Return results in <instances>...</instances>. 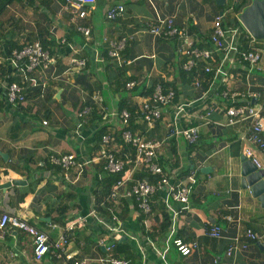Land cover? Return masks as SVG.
Masks as SVG:
<instances>
[{"label":"crops","instance_id":"obj_1","mask_svg":"<svg viewBox=\"0 0 264 264\" xmlns=\"http://www.w3.org/2000/svg\"><path fill=\"white\" fill-rule=\"evenodd\" d=\"M255 1L264 0H224L223 5L217 0H96L82 22L90 29L85 41L65 10V0H0V185L22 181L0 188V214L24 218L52 240L66 234V254L88 264H108L103 262L106 257L127 264H264V207L243 188L241 175L251 119L230 124L225 114L230 107L254 106L264 121V39L249 35L239 20ZM119 4L124 12L106 20L108 8ZM234 6L243 11L235 14ZM219 15L224 28L238 26L235 45L240 51L259 52L258 64L229 53L220 67L224 56L217 51L211 67L225 75L209 78L202 63L186 73L183 39L166 37L163 25L157 35L149 28L170 17L194 45L212 49L210 34ZM103 37L127 39L120 59L108 57ZM33 41L48 47L51 61L28 75L37 82H27L25 102L11 104L6 87L21 72L10 65V53ZM74 58L84 60L85 66H73ZM129 82L134 84L131 89L126 88ZM158 83L175 92L173 104L162 108L161 119L153 125L136 118L131 129L144 140L161 143L155 163L170 181L190 186V193L183 209L185 205L158 190L151 213L144 214L134 196H124L135 176L119 188L116 198L108 197L112 186L107 179L114 175L103 168L99 132L111 137L110 151L125 156L122 124L109 114L121 105L139 104L147 98L143 93ZM86 108L97 112L77 117ZM196 126L199 138L194 144L174 133V127L180 131ZM261 134L264 140V126ZM69 154L76 162L69 169L50 160ZM255 157L264 170V150L256 149ZM163 213L169 215L170 226L160 234ZM87 215L83 226L69 232L68 223ZM111 224L114 231L107 226ZM213 226L218 227L217 236L210 234ZM247 230L258 239L247 238ZM174 237L195 245L189 255L178 253ZM0 260L61 263L51 254L35 262L31 238L13 230L0 239Z\"/></svg>","mask_w":264,"mask_h":264},{"label":"built area","instance_id":"obj_2","mask_svg":"<svg viewBox=\"0 0 264 264\" xmlns=\"http://www.w3.org/2000/svg\"><path fill=\"white\" fill-rule=\"evenodd\" d=\"M96 0H65V10L69 14L70 20L74 23L76 30L81 33L86 40L90 38V29L81 23L82 20L87 18V8L95 4ZM124 12V6L114 5L111 6L105 13L107 20L112 21L116 19L121 13ZM163 25L166 28L165 36L174 37L178 36L183 39L184 49L182 55L184 61L182 69L186 72H191L198 67L200 63L204 64V73H213L218 75H225L219 67L212 69V61L214 54L217 51L223 52L224 58L219 64L221 67L222 62L229 55V53L236 54L242 61L249 63L250 65L258 64L260 60V54L255 49H249L246 51H240L235 45V36L237 35V28H224L222 26V15L216 17L212 31L210 34V43L212 49L201 48L194 45L193 41L188 37L187 33L183 30H178L172 24L170 17L164 18L158 25H149L150 31L155 35L159 34L160 26ZM230 35L229 42L226 41V36ZM250 35V34H249ZM253 40V39H252ZM127 43V39L122 37L119 40H108V56L110 58L120 59L121 52L124 50ZM51 58L48 52L43 49L39 41H33L32 43L24 46L20 51H13L9 57V63L12 67L21 72L23 77L21 80L14 81L8 84L6 87V98L11 104H21L25 102L24 91L27 87V82L31 81L36 83V79L29 77L28 75L36 71L38 68H45L50 63ZM21 64L23 65H20ZM73 66L84 67L85 61L80 59H72ZM197 83V81H196ZM134 84L129 82L126 84V88H133ZM227 95V94H225ZM175 99V93L173 90H163L160 84H157L154 88L152 95L149 98L143 99L137 104V111L140 116V120L148 126L162 116V108L173 104ZM91 108L83 109L77 113V117L83 118L89 114ZM226 116L230 124L235 122L238 118H250L252 124V130L246 137L249 145L243 149V155L250 159L258 166V161L255 157L256 149L264 150V140L262 138V129L264 121L259 115V111L254 106H238L230 107L226 110ZM109 116L117 118L121 124L122 129L120 131L121 140L130 145L133 149V155L127 153L123 157H117L114 152L108 149V145L111 143V137L109 135H103L101 138V149L99 152L100 159L104 161L103 168L111 174L121 173V177L112 186L109 198H116L119 192V188L124 186L127 179L130 180L133 177V173L137 170H149L154 176L159 178L154 182H149L144 179H134L131 181V186L125 191L124 196H134L138 202V207L144 214H149L152 211V197L158 190H164L167 196L175 202L185 205L183 209L187 208L189 199L190 186L181 184L180 182L174 183L163 176L162 169L155 163L156 151L160 148L159 141L144 140L141 136L135 134L129 129V120L131 114L127 110L118 112H111ZM43 125L46 121L42 122ZM173 130V129H172ZM171 130V133H172ZM174 133L182 135L184 140L188 143H196L199 138L198 127H190L176 131L174 127ZM51 162L55 165L62 167L63 169H69L74 167L75 155H64L61 158H51ZM127 169H126V168ZM129 172L128 178L125 177V173ZM90 215L95 216L94 212ZM88 216L78 217L74 221L68 223V230L72 232L73 229L83 226ZM110 231H114L113 225H107ZM9 230L18 231L19 233L29 236L33 243V259L35 262H40L47 254H51L57 260H61L60 264H88L85 260H76L71 255L66 254L67 235H61L56 240H51L45 233L38 230L33 224L26 219L11 215L8 213L0 214V239H4ZM171 236L173 230L171 228ZM210 234L213 236L218 235V227L213 226ZM246 237L251 240H257L258 235L251 230L246 231ZM172 244L182 256H187L191 253L195 247L192 243H185L182 239L174 237ZM108 264H127L125 261L116 260L111 257H106L103 261ZM0 264L1 260H0Z\"/></svg>","mask_w":264,"mask_h":264},{"label":"water","instance_id":"obj_3","mask_svg":"<svg viewBox=\"0 0 264 264\" xmlns=\"http://www.w3.org/2000/svg\"><path fill=\"white\" fill-rule=\"evenodd\" d=\"M217 3L223 5L224 0H217ZM239 20L254 38L264 39V1H255L248 6L240 15ZM241 163L243 188L250 189L253 196L258 198L262 207H264V170L244 155L241 157ZM21 182L19 180L6 182L0 185V188H7L12 184H20Z\"/></svg>","mask_w":264,"mask_h":264},{"label":"trees","instance_id":"obj_4","mask_svg":"<svg viewBox=\"0 0 264 264\" xmlns=\"http://www.w3.org/2000/svg\"><path fill=\"white\" fill-rule=\"evenodd\" d=\"M237 1H239V0H237ZM242 3H246V0H242ZM114 6V5H113ZM110 8V7H109ZM108 8V9H109ZM233 11H234V13L235 14H238V13H241L243 10H242V8H241V6H234L233 7ZM107 12V11H106ZM105 17V16H104ZM105 19H106V17H105ZM86 20V19H85ZM107 20V19H106ZM109 21V20H108ZM83 22V20L81 21V23ZM238 23V22H237ZM236 23V24H237ZM236 27H238L237 25H236ZM90 39V38H89ZM85 41H87L86 39H85ZM84 41V42H85ZM32 43V42H31ZM41 43V42H40ZM103 43H105L106 45H108V38H106V37H103ZM28 44H30V43H28ZM28 44H26V45H28ZM26 45H23L22 47H19V48H17V49H14L13 51H20L21 49H23L24 48V46H26ZM41 45H42V47H43V49L44 50H46L47 52H48V55H49V57H50V52L47 50L48 49V47L47 46H45V45H43V43H41ZM107 50H108V48H107ZM12 51V52H13ZM107 52V55H108V51H106ZM12 53H10V55H11ZM109 57V56H108ZM107 57V58H108ZM110 59V58H109ZM20 65H23V64H21V62H20ZM216 67V66H215ZM194 70H192L191 72H186V73H194L193 72ZM185 72V71H184ZM209 74V78H212V72L211 73H208ZM23 77V75L22 74H18L17 73V75H16V78H14V81H18V80H21V78ZM14 81H11V82H14ZM37 81V80H36ZM10 82V83H11ZM158 84H160L162 87H163V85L161 84V83H158ZM29 87L30 86H28L27 85V87H26V89H25V91H24V98H25V100H26V97H27V94L29 93ZM155 88V87H154ZM154 88L152 89L153 91H154ZM171 89V88H170ZM163 90H168V89H165L164 87H163ZM153 91H149V92H145V93H143V95H145L147 98H149L151 95H152V93H153ZM175 93V92H174ZM7 99V98H6ZM8 101V100H7ZM137 109H138V107H137V105H130V106H124V105H121L120 106V108H118V110H117V112H118V114L120 113V112H122L123 110H127L130 114H131V118H130V120H129V129H131V123L134 121V119H136V118H140V116H139V113H138V111H137ZM97 112V110L96 109H93L92 108V110L89 112V114H87V116H90V115H92L93 113H96ZM101 114V113H100ZM106 116H108V114H106ZM138 118V119H139ZM132 130V129H131ZM104 133V132H103ZM102 133V131H100L99 132V136H100V140H101V138H102V136L105 134H103ZM121 139V138H120ZM121 143H122V145H123V147L125 146V150H126V152L127 153H129V154H131V155H133V149L131 148V146L130 145H127L126 143H124L122 140H121ZM126 168V167H125ZM141 170V169H140ZM137 170L136 172H135V174L133 175V177L135 176V179H144V180H147V181H149V182H154V181H156L159 177L158 176H154L149 170ZM146 172V173H145ZM148 173V174H147ZM150 174V175H149ZM109 175H114V176H109L108 177V179H107V181H108V186L110 187V186H113L116 182H117V180H119L120 179V177H121V173H119V174H110L109 173ZM163 176L164 177H166V178H169L168 177V175L166 174V173H164L163 172ZM145 178H147V179H145ZM111 189H112V187H111ZM110 193H111V190L109 191ZM110 193H109V195H110ZM155 195V194H154ZM153 195V196H154ZM109 197V196H108ZM169 226H170V218H169V215L168 214H166V213H163V215H162V219L160 220V223H159V225H158V232L160 233V234H162V233H164V232H167V230H168V228H169ZM47 235V234H46ZM48 236V235H47ZM52 240V239H51Z\"/></svg>","mask_w":264,"mask_h":264}]
</instances>
